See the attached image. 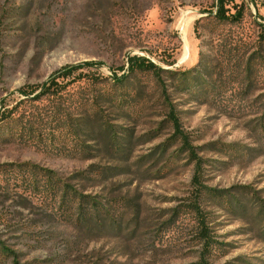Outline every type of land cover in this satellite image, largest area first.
<instances>
[{"label": "rangeland", "instance_id": "rangeland-1", "mask_svg": "<svg viewBox=\"0 0 264 264\" xmlns=\"http://www.w3.org/2000/svg\"><path fill=\"white\" fill-rule=\"evenodd\" d=\"M217 3L0 0V264H264V0H236L235 24Z\"/></svg>", "mask_w": 264, "mask_h": 264}, {"label": "trees", "instance_id": "trees-1", "mask_svg": "<svg viewBox=\"0 0 264 264\" xmlns=\"http://www.w3.org/2000/svg\"><path fill=\"white\" fill-rule=\"evenodd\" d=\"M217 5L215 7L216 9V14L214 16V18L217 21L220 22H229V23H239L241 22V20L243 19V9L242 6L237 5L236 4V0H217ZM234 10L235 14H230V11ZM264 44V43H263ZM93 66H97V64L94 63H86L83 65H75V66H69V67H64L62 69H60L59 71L54 72L53 76L50 77V79L42 84V85H38L35 88H31L26 90L25 92H23L24 96L26 98H29L30 96H33L36 94V92L41 91L42 94L44 96H48V97H58L60 96V94L62 92H64L65 88L67 86H64L62 84H59V82H65L67 80H69L70 78H75V76L78 74V72H80L83 69H86V67H93ZM128 71L129 73H136V71L138 72H142V73H147V74H151L154 75L155 77L158 78V80H160V76L161 74H164L165 71L161 70L160 68H158L155 64L150 63L149 61H147L146 59L143 58H132L129 60V65H128ZM78 78H81V76H79ZM121 78L116 80L118 81V84L121 83ZM75 81V79H74ZM93 117H98V114L96 112H91ZM173 114V111H171L170 116ZM171 119L173 120V123L176 125V129H178L177 126H179L178 120H176L174 118V116H171ZM78 123H82V124H78V127H83L90 124V120H78ZM93 123V122H92ZM79 130V129H78ZM77 131V129H76ZM94 131H97V134H99L100 136L106 137L108 139V143L109 146H111L112 150L115 153H120L121 149H120V144L119 141L117 140L112 130L111 127H109L107 122H100L98 123V125L94 126ZM72 134L73 137L75 138V140H77V145H80V140L78 139L79 135H84L82 132L79 131V135L78 133L74 132V130H72ZM96 135V134H95ZM179 139L183 140V150L185 152H189L190 153V157L192 158V160H197V158L195 157L193 152V149L190 148L187 144V138L182 137L181 134L178 133L177 131V135L175 137H178ZM8 137H11L10 135ZM81 152H85L86 148L85 146H83L81 144L80 146ZM199 163L201 162V160H197ZM195 184H197L198 186H200V188L198 189L199 195H203L205 192V189L203 188V186H201V183L199 182V176L195 177ZM197 195V197L199 196ZM77 194H75L72 197V200L74 199V197L76 198ZM79 200V206H81L79 208V210L81 212H84V206L82 204V202H84L85 199H83L82 197L78 196ZM67 199V193L66 196L63 197V200ZM71 200V201H72ZM264 203V202H263ZM85 204H87V206H90V208L93 210L94 213L98 212V209L95 207V203L93 202H85ZM194 209L196 210V212L199 215V223L202 227V231H201V238H203V240L206 243V251L210 250L211 247V239L209 234H207L208 231V227L206 226L207 222H208V218L206 216V214H201L200 212V206L198 205V201L196 200L195 204H193ZM264 213V206L259 208V212L257 213L258 217H261L262 214ZM81 215V214H80ZM95 217V216H94ZM93 219V214H90V217L88 216V219L82 218V220H84L83 222H88L90 223V221ZM1 254H9V252L5 251L3 246L0 243V255ZM202 264V263H201Z\"/></svg>", "mask_w": 264, "mask_h": 264}]
</instances>
